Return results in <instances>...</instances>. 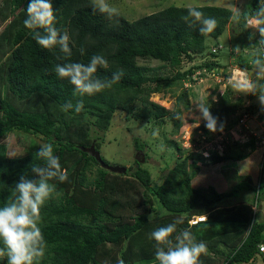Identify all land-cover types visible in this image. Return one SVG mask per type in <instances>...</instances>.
I'll return each mask as SVG.
<instances>
[{"label":"trees","instance_id":"16d2710c","mask_svg":"<svg viewBox=\"0 0 264 264\" xmlns=\"http://www.w3.org/2000/svg\"><path fill=\"white\" fill-rule=\"evenodd\" d=\"M28 3L29 0H0V206L11 197L22 174L36 178L31 173V164H43L34 159L41 145H53L54 155L67 172L65 182L52 181L56 191L40 208L39 226L46 248L45 255L34 264H118L121 259L124 264H159L151 233L176 220L181 223L170 239L174 241L179 231L187 229L196 242L206 244L198 264H255L259 255L264 258V253L259 251V244L264 242V219L258 209L264 200V159L257 184L251 175H246L228 187L227 178H220L212 168L224 167L228 160L249 159L257 149L255 137L247 143L249 151L234 154L224 149L220 155L213 149L212 163L204 164L198 159L204 155L195 157L191 151L189 156L179 141L170 139L179 154L161 184L153 182L151 171L137 159L125 173H115L81 148L95 142L99 150L100 133L111 127L120 109L136 119L146 117L150 121L148 112L161 124L169 115L178 132H183L188 123L180 119V105L190 107V86L178 96V106L173 112L150 101L151 93L161 90L162 84L177 80H182V84L185 80L191 82L198 70L224 68L219 60L222 55L234 56L237 65L255 73L257 69L251 60L257 53L264 60V46L260 44V35L251 33L247 24L256 19L259 0H250L242 10L218 5H172L136 20L127 19L119 11L109 20L106 15L93 12L94 0H52L54 26L69 35L71 56L67 57L58 47L44 49L33 39V30L23 23ZM189 7L214 17L216 28L201 34L199 23L190 26L183 21ZM237 11L239 18L235 15ZM232 20H239L246 36L241 39L234 33L232 42L224 44L220 36ZM209 38L216 46L208 49ZM230 44L234 46L232 53L226 49ZM237 46L241 48L239 52L234 50ZM213 47L216 52L212 51ZM245 49L249 52L245 53ZM94 54H102L108 61L107 68L98 67L96 77L111 78L120 69L124 75L111 88L85 95L80 113L74 109L62 110V105L68 101L75 104L80 97L73 96L74 86L68 79L57 77L55 65L87 64ZM197 54L205 56V60L184 71L177 69L182 67L184 58L193 61ZM153 59L162 64L153 67L148 63ZM166 66L176 68V74L162 75ZM218 86L214 91L216 100L209 106L212 115L218 118L217 131H209L205 121L199 126L200 137L205 136L206 140L218 137L226 124L239 122L246 114L252 118L260 111L255 95L249 94L251 101L245 104L241 96H235L232 86L226 85L224 90ZM141 97L147 105L142 111L133 104ZM20 132L39 135L42 143L13 157L5 140ZM139 141L136 138L140 151L147 143L140 141V145ZM221 142L226 145L224 140ZM247 187L255 191L253 199L240 196L236 201L228 200ZM0 264H7L6 258H0Z\"/></svg>","mask_w":264,"mask_h":264},{"label":"rangeland","instance_id":"374dc122","mask_svg":"<svg viewBox=\"0 0 264 264\" xmlns=\"http://www.w3.org/2000/svg\"><path fill=\"white\" fill-rule=\"evenodd\" d=\"M250 0H106V2L115 7L119 12H121L127 19L136 20L147 14L159 11L165 7L176 5V6H203V5H218L226 6L233 8L234 10H242L249 4ZM255 25V18H252L247 27L254 35H258L259 32L253 28ZM237 35V38L245 37V32L241 28L239 20H232L226 27L224 33L220 36L222 43L226 44L232 42L233 34ZM225 39V40H224ZM250 40V39H249ZM240 41V40H239ZM226 42V43H225ZM212 39L206 41L208 49L211 46H216ZM236 44H239L237 42ZM225 46V45H224ZM233 44L227 45L226 49L228 52L232 53ZM209 51V50H208ZM221 54V52H220ZM208 58H214L208 55ZM205 60V56L197 54L193 61H190L187 58L183 59L182 67L180 66L181 71L187 70L190 66L195 63H201ZM219 60L223 63L224 70L223 74L215 76L213 72L208 74L201 79L197 77L196 80H191L190 85V107L184 108V105H180L181 113L180 119L182 122L188 123L183 132H178L177 127L174 124V121L169 115L165 117V123H159L152 119L153 116L146 112L148 118L136 119L133 115L127 112L124 109H120L116 112L115 117L112 120L111 127L105 131L101 132L100 141L102 142L99 151L104 157V159L111 165H119L129 167L135 165V160L137 157H142L143 161L141 164L149 169L152 173L153 182L157 184L163 183L166 175L170 171V168L173 167L179 153L174 149L169 140L174 139L179 141L183 146L182 148L187 149L185 152L189 155V152L193 151L194 156L202 157L203 154L200 151L205 150L207 147L212 144L218 146L219 141L223 138L226 142V145L223 146V149H230L231 152L237 154L238 151H249L247 143L250 142L252 137L257 139V149L251 154V157L247 160L236 162L228 160L226 166L221 167L219 165L213 166V171H217L220 175V178L224 176L227 178V185L231 187L237 181H240L246 175H251L254 183H258L259 176L261 174V162L264 159V107H262L256 98V102L260 105V111L258 115L252 116L251 119L248 117L239 122L230 123L224 126L223 135L219 136L216 140H206L205 136H201V130L199 126L204 122L201 114L199 113L196 105L203 103L208 106H212V100H216L217 95L214 93L216 85L220 84L218 87L220 90H224L226 85L233 87L235 96H241L245 104H248L251 100L248 99L249 94L238 91L234 86V82L237 80H243L245 78L252 79L254 78L255 73L251 72L249 74L240 70L237 66L234 56H221ZM143 61V60H140ZM144 62V61H143ZM153 67L159 66L162 63L158 60L148 61ZM182 68V69H181ZM176 68L166 66L162 70V75L171 77L176 74ZM223 77V80L221 78ZM222 80V81H221ZM173 84H162V89L157 92H152L149 100L155 101L167 109L170 112H173L178 106V96L184 91V86L182 80H177L172 82ZM226 83V84H225ZM155 85V84H154ZM142 97L135 99L134 106L136 110H144L147 106L142 102ZM154 122H153V121ZM194 120V121H193ZM157 131V135H153V132ZM136 138L144 143H147L143 150H138L136 147ZM191 138L192 145L184 146L185 141ZM195 138L196 140H193ZM9 146V154L11 156H19L27 149L31 148L32 145H40L42 143L39 135H26L24 132L15 133L10 135L5 140ZM139 141V142H140ZM214 142V143H213ZM237 142V143H236ZM236 143V144H235ZM142 145V143H139ZM190 145V144H186ZM214 145V146H213ZM230 145V146H229ZM227 151V150H226ZM224 152V151H223ZM223 152L220 155H223ZM190 156V155H189ZM202 161V164L211 162L204 156L203 158H198ZM207 172L209 171L206 169ZM211 178V177H208ZM223 180V179H222ZM255 191L249 187L244 189L237 197L229 198V201H236L241 198H250L255 197ZM241 196V198H240ZM264 196V191L262 192V197ZM258 209L261 211V216L264 219V200L261 202ZM198 219V218H196ZM255 264H264V258L262 255L257 257Z\"/></svg>","mask_w":264,"mask_h":264},{"label":"clouds","instance_id":"9594fccd","mask_svg":"<svg viewBox=\"0 0 264 264\" xmlns=\"http://www.w3.org/2000/svg\"><path fill=\"white\" fill-rule=\"evenodd\" d=\"M92 8L93 12L98 11L106 15L109 20L118 15V10L110 6L106 0H94ZM26 12L27 18L23 21L24 26L33 30V39L39 46L49 50L58 47L59 51L66 57L71 56L68 33H61L54 26L56 18L52 0H29ZM235 15L239 18L240 12L237 11ZM255 17L253 28L259 32L261 37L260 44L264 46V0H259ZM182 20L190 26L199 23L201 34L210 33L217 26V20L214 17L205 16L203 11L194 7L187 9V14L182 17ZM37 29H42L43 31H37ZM249 39H252V35H250ZM234 50L239 52L241 48L237 46ZM84 51L81 48V54H84ZM212 51L216 52V48L213 47ZM248 52L245 49V53ZM251 63L253 68L257 69L254 78H245L242 81L237 80L233 86L240 92L255 95L260 105L264 107V60L257 53L253 56ZM237 66L243 72L251 75L250 71L245 70L239 65ZM98 67H108V61L102 54H94L87 64L70 62L64 64L57 63L55 65L54 72L57 77L68 79L70 84L74 86L73 96L80 97L75 100V104L72 101H68L62 105V110L68 111L74 109L77 114L80 113L84 108L83 97L85 95H93L106 88H111L124 75L123 70L120 69L113 72L111 78L101 79L94 75ZM223 70L224 68H213L211 71L204 70L205 72L198 70L193 74L192 78L194 80L197 77L201 79L209 72L214 73L212 76H215V73L216 76L217 74L221 75L223 74ZM202 73H205V75H201ZM221 78L223 80L222 76ZM188 84L190 85L185 80L183 88H188ZM196 107L206 122L205 127L211 132H216L218 118L212 115L209 106L200 103ZM223 130L224 128L220 130V135L213 140L222 136ZM157 134V131L153 132L154 136ZM222 140L225 139L223 138ZM219 144L218 146H213L216 151L222 153L224 145L221 141H219ZM184 146L189 145L184 144ZM212 151L213 147L210 143V146L200 151V153L211 161ZM34 159H39L43 162L42 165L31 164V173L36 178H29V174H22L15 182L11 197L3 206H0V258H6L7 264H34L35 261L45 255L46 241L39 226L40 208L56 191V185L52 181L58 180L62 183L67 180V172L66 170H62L59 157L54 155L52 144L46 143L41 145L40 150L34 154ZM150 219L151 216H149ZM179 223L181 221L176 220L167 226L155 229L151 233V238L157 245L155 260L159 264H198L200 255L206 251V244L203 241L196 242L195 237L187 229L179 231L175 235L174 241L170 239L172 234L177 232V225ZM260 244L259 251L264 253V251L260 250ZM161 245L166 247H161ZM118 264H124V261L121 259L118 261Z\"/></svg>","mask_w":264,"mask_h":264},{"label":"water","instance_id":"95a60500","mask_svg":"<svg viewBox=\"0 0 264 264\" xmlns=\"http://www.w3.org/2000/svg\"><path fill=\"white\" fill-rule=\"evenodd\" d=\"M84 151L90 153L91 155L95 156V158L101 163L103 167L106 169L115 172V173H125L127 171V167L125 166H117V165H111L103 160L102 155L99 150L96 149V144L93 142L89 147H81ZM138 161H143L142 157H137Z\"/></svg>","mask_w":264,"mask_h":264},{"label":"built area","instance_id":"2783aa9c","mask_svg":"<svg viewBox=\"0 0 264 264\" xmlns=\"http://www.w3.org/2000/svg\"><path fill=\"white\" fill-rule=\"evenodd\" d=\"M246 117H248V114L244 115V116L242 117L241 121L244 120V118H246ZM185 144H190V145H191V138H190L189 140H186V141H185ZM190 145H189V146H190ZM208 155H209V153H208ZM260 250H261V251H264V243H261V244H260Z\"/></svg>","mask_w":264,"mask_h":264}]
</instances>
